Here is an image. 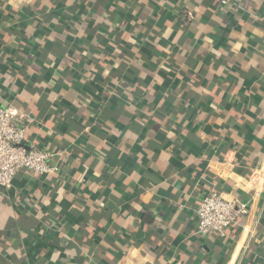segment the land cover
<instances>
[{
  "label": "crops",
  "instance_id": "0c3cea01",
  "mask_svg": "<svg viewBox=\"0 0 264 264\" xmlns=\"http://www.w3.org/2000/svg\"><path fill=\"white\" fill-rule=\"evenodd\" d=\"M0 107L55 167L0 188V264H264V0H0Z\"/></svg>",
  "mask_w": 264,
  "mask_h": 264
},
{
  "label": "built area",
  "instance_id": "2783aa9c",
  "mask_svg": "<svg viewBox=\"0 0 264 264\" xmlns=\"http://www.w3.org/2000/svg\"><path fill=\"white\" fill-rule=\"evenodd\" d=\"M34 121L31 117L21 118L17 109L0 107V188L10 190L19 171L29 170L36 174H54V154L32 148L26 150L22 144L27 136V127ZM24 125V126H22ZM63 161L68 160L63 154ZM260 168H252L245 178L247 184L256 183ZM249 215L247 204L224 198L211 191L198 205L196 211L197 233L226 236L227 230Z\"/></svg>",
  "mask_w": 264,
  "mask_h": 264
}]
</instances>
